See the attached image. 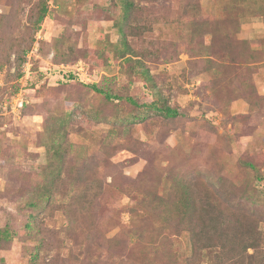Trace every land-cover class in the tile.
<instances>
[{
    "label": "rangeland",
    "instance_id": "rangeland-1",
    "mask_svg": "<svg viewBox=\"0 0 264 264\" xmlns=\"http://www.w3.org/2000/svg\"><path fill=\"white\" fill-rule=\"evenodd\" d=\"M130 1L127 21L124 0H0V264L37 248L38 264H212L153 201L176 200L179 179L264 249V54L237 72L246 92L228 70L221 84L191 25L231 0ZM237 38L264 50V17ZM88 184L102 192L83 214Z\"/></svg>",
    "mask_w": 264,
    "mask_h": 264
},
{
    "label": "trees",
    "instance_id": "trees-1",
    "mask_svg": "<svg viewBox=\"0 0 264 264\" xmlns=\"http://www.w3.org/2000/svg\"><path fill=\"white\" fill-rule=\"evenodd\" d=\"M249 1L251 2L249 3ZM124 3V19L128 21L132 16V2L124 0ZM48 13V5H41L35 21L37 30L47 18ZM246 17H264V0H231L225 5L223 16L213 23L196 21L191 25L192 41L210 37V44L206 47V52L211 58L207 62L210 65L208 72L213 79L222 84L223 78L218 76L228 70L231 72L229 85L239 81L243 92H246L247 85L245 88L243 82L238 79L240 75L238 76L237 72L245 65H248L249 70L253 69L254 63L259 61L258 54H264V50L254 49L249 43L237 38L241 30V21ZM119 32L125 41L127 36L125 29L120 26ZM73 77L72 75L69 76L70 79ZM225 79L226 77H224ZM231 86L234 87L235 85ZM92 88L94 91L103 94L108 100L114 98L110 93L96 85H92ZM157 109L170 118L178 115L175 109L165 104L159 105ZM177 182L182 187V191L176 200L170 201L171 197L153 196V201L160 202L166 209H169L168 212L161 215L162 220L174 223V232L177 235L186 234L189 236L194 254L203 253L207 250L212 254H210L211 258L215 260L212 264H264V249H260L261 246L255 234L256 230L243 231L238 227L237 221L230 220L225 215L224 209L218 207L216 199H212V201L204 195H197L190 182H184L182 179ZM100 186L99 190L101 191L98 192L93 189V184H88L77 195L83 214L92 211V205L102 192V185ZM86 229L83 234L87 233ZM136 231V228H130L129 237L134 235ZM10 237H12V233L9 229L0 231V240L10 239ZM250 249L254 251L253 254L248 253ZM40 251V248H37L32 253V264H38Z\"/></svg>",
    "mask_w": 264,
    "mask_h": 264
},
{
    "label": "built area",
    "instance_id": "built-area-1",
    "mask_svg": "<svg viewBox=\"0 0 264 264\" xmlns=\"http://www.w3.org/2000/svg\"><path fill=\"white\" fill-rule=\"evenodd\" d=\"M23 79H24V78H23ZM19 95H22V92H20V93L16 96V98H18ZM16 98H15V99H16ZM20 102H21V103H20V107H22V106L24 105V100H21Z\"/></svg>",
    "mask_w": 264,
    "mask_h": 264
}]
</instances>
